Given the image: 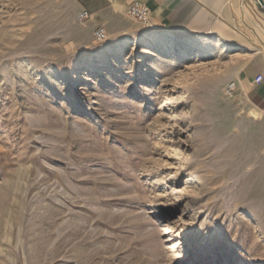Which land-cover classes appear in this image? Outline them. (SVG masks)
Instances as JSON below:
<instances>
[{
    "label": "rangeland",
    "instance_id": "1",
    "mask_svg": "<svg viewBox=\"0 0 264 264\" xmlns=\"http://www.w3.org/2000/svg\"><path fill=\"white\" fill-rule=\"evenodd\" d=\"M79 9L0 0V264H264V110L226 94L243 46Z\"/></svg>",
    "mask_w": 264,
    "mask_h": 264
},
{
    "label": "crops",
    "instance_id": "2",
    "mask_svg": "<svg viewBox=\"0 0 264 264\" xmlns=\"http://www.w3.org/2000/svg\"><path fill=\"white\" fill-rule=\"evenodd\" d=\"M150 11L151 27L177 34L211 35L242 52L234 83L264 110V8L254 0H77L86 23H101L104 14L124 15L132 2ZM264 4V0H260ZM236 49V48H235Z\"/></svg>",
    "mask_w": 264,
    "mask_h": 264
},
{
    "label": "bare ground",
    "instance_id": "3",
    "mask_svg": "<svg viewBox=\"0 0 264 264\" xmlns=\"http://www.w3.org/2000/svg\"><path fill=\"white\" fill-rule=\"evenodd\" d=\"M135 40L137 42H139V41L144 42V44L147 46V48L149 50H157V51H159V50L161 51L163 49L175 47L177 44H185V45L195 44V42L192 38L175 37L173 35L165 36V35H161V34H157V33H153V34H149V35L139 34V35H137ZM203 45L204 44H201L197 47L200 48V46L203 47ZM111 52H112L111 55H115V54L119 53V51H117L115 49ZM84 64L85 63L83 61L76 63L73 73L80 70ZM252 115L254 118H256L258 115L257 111H252Z\"/></svg>",
    "mask_w": 264,
    "mask_h": 264
},
{
    "label": "built area",
    "instance_id": "4",
    "mask_svg": "<svg viewBox=\"0 0 264 264\" xmlns=\"http://www.w3.org/2000/svg\"><path fill=\"white\" fill-rule=\"evenodd\" d=\"M256 5V1L254 0ZM126 16L133 20L135 23L141 26H148L150 23V11L147 6L141 2L135 1L132 2L126 12ZM90 16L86 13V11H82L78 14L77 19L81 23H86L89 20ZM94 38L96 42L101 43L105 40L106 35L103 29H97L94 33ZM235 90V84L230 83L226 87V94L231 96Z\"/></svg>",
    "mask_w": 264,
    "mask_h": 264
},
{
    "label": "water",
    "instance_id": "5",
    "mask_svg": "<svg viewBox=\"0 0 264 264\" xmlns=\"http://www.w3.org/2000/svg\"><path fill=\"white\" fill-rule=\"evenodd\" d=\"M258 8H264V4L260 0H255Z\"/></svg>",
    "mask_w": 264,
    "mask_h": 264
}]
</instances>
